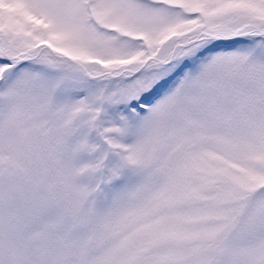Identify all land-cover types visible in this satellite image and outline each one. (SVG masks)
<instances>
[{
    "label": "snow or ice",
    "instance_id": "1",
    "mask_svg": "<svg viewBox=\"0 0 264 264\" xmlns=\"http://www.w3.org/2000/svg\"><path fill=\"white\" fill-rule=\"evenodd\" d=\"M0 264H264V0H0Z\"/></svg>",
    "mask_w": 264,
    "mask_h": 264
}]
</instances>
